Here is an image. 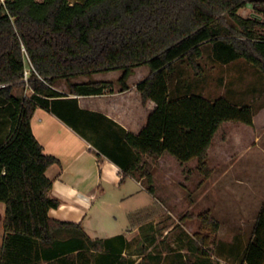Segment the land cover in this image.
<instances>
[{"label":"trees","instance_id":"16d2710c","mask_svg":"<svg viewBox=\"0 0 264 264\" xmlns=\"http://www.w3.org/2000/svg\"><path fill=\"white\" fill-rule=\"evenodd\" d=\"M252 8L260 18L243 17L239 11ZM213 43V54L222 64L245 59L264 77V0H5L0 1V106L11 115L12 133L0 138V202L6 205L1 264H41L34 246L52 250L48 261L70 252H102L104 264H135L121 255L125 236L91 240L80 224L53 219L49 211L60 200L51 196L54 181L46 172L59 159L44 153L32 129L38 107L58 112L56 98L64 96L54 85L66 80L76 96L102 95L114 84L90 81L74 84L72 79L95 73L122 70V91L137 67L148 66L150 74L138 84L144 104L157 107L139 135L127 133L113 138L95 115L94 129L100 134V151L121 166L124 178L147 156L159 159L165 152L180 162L197 159L198 170L211 176L209 149L224 122L254 124L251 105H239L224 97L207 99L188 93L173 98L169 79L175 63L186 59L196 74H202L203 45ZM26 56L29 65L26 62ZM30 70L28 82L25 73ZM31 95L16 96L25 88ZM53 99V100H51ZM118 142L111 147L108 140ZM137 155L131 156V151ZM141 176L154 193L153 162L145 161ZM198 250L206 254L211 232L219 228L210 210L200 215ZM156 238L143 234L138 264H160L162 254L149 251ZM118 244V245H117ZM39 250V249H37ZM107 253V254H105ZM43 257V258H44ZM241 264H264V206L252 227ZM50 263V262H48ZM190 264H198L190 260Z\"/></svg>","mask_w":264,"mask_h":264},{"label":"crops","instance_id":"0c3cea01","mask_svg":"<svg viewBox=\"0 0 264 264\" xmlns=\"http://www.w3.org/2000/svg\"><path fill=\"white\" fill-rule=\"evenodd\" d=\"M137 68L134 69L135 72ZM122 73V70H115L72 79L74 84L92 80L112 82L113 91L107 90L102 95H72L66 80L59 81L54 89L64 96L56 98V106L58 112L68 120L62 119L49 109L38 107L32 119V129L43 146L44 153L59 159V163L52 165L46 172L54 181L51 196L60 200L59 207L51 209L49 216L63 222L80 224L86 236L94 241L125 236L129 245L121 256L138 264L143 258L139 254V244L144 233H151L156 238L155 243L149 247L150 252L160 254L163 251V247L159 248L157 239L160 217L157 197L144 187L145 177L138 174L143 159L123 179L124 171L121 166L100 151L97 145L100 134L93 126L97 118L95 115L98 114L105 117L100 122L105 124L113 138L123 136L122 130L137 136L156 109L157 104L153 100H148L146 104L143 102L142 94L138 90L142 78L131 83L132 75L128 80L130 88L127 91L121 90L118 80ZM14 94L16 95L15 91ZM11 133V115L0 106V138H8ZM107 142L113 147L118 140L110 139ZM130 153L131 156L137 155V150ZM150 159L145 156L144 161L152 162ZM144 191L150 197L143 204ZM5 215L6 205L0 202V264L5 237ZM172 231L173 227L169 228L166 235ZM181 233L180 241L177 242L179 246H175L176 242L168 244V251L162 254L160 264H190V260L198 264H218L214 258H224L222 256L226 252L222 248L223 244L217 249L215 241H212L209 246L204 247L206 254H202L194 238H190L191 234L184 230ZM245 248L240 250L237 244H229L231 254L227 252V258L232 264H241ZM33 252L41 256V264H96L97 259L103 261V253L96 252L93 248L70 252L52 261L44 257L52 255V250L35 245ZM104 261V264H113L111 258Z\"/></svg>","mask_w":264,"mask_h":264},{"label":"rangeland","instance_id":"374dc122","mask_svg":"<svg viewBox=\"0 0 264 264\" xmlns=\"http://www.w3.org/2000/svg\"><path fill=\"white\" fill-rule=\"evenodd\" d=\"M239 13L263 20L249 7ZM202 48V74H196L186 59L175 63L176 70L169 79L171 96L195 93L207 99L224 97L239 105H251L256 113L254 124L228 121L221 125L209 149V178L198 170L197 159L184 163L168 152L157 160L150 159L154 163L153 187L160 216L157 239L159 248L163 247L161 254L168 251L167 246L172 242L179 246L181 230L189 232L195 241L201 234L200 215L210 210L219 222L218 230L210 233L211 241H215L217 249L223 244L226 252L224 258L214 260L218 264H232L227 258L231 254L229 244H237L239 249L247 246L264 206V77L245 59L227 65L220 63L213 54L212 42ZM26 62L29 65L27 56ZM149 74L148 66L137 68L131 83L144 80ZM15 93L32 94L27 86L15 89ZM142 159L144 164L145 156ZM143 185L147 189L150 185L146 178ZM149 197L144 191L143 204ZM171 227L173 231L166 235Z\"/></svg>","mask_w":264,"mask_h":264},{"label":"built area","instance_id":"2783aa9c","mask_svg":"<svg viewBox=\"0 0 264 264\" xmlns=\"http://www.w3.org/2000/svg\"><path fill=\"white\" fill-rule=\"evenodd\" d=\"M3 4H5V0H0ZM29 74H30V70H27L26 73H25V78L24 80L26 82H28V78H29Z\"/></svg>","mask_w":264,"mask_h":264}]
</instances>
